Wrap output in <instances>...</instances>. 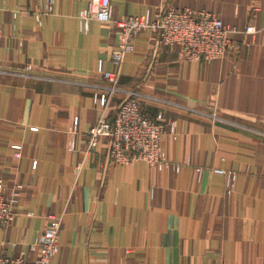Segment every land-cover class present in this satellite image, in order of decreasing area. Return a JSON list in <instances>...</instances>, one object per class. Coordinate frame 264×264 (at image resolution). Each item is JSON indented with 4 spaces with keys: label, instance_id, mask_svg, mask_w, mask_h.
<instances>
[{
    "label": "crops",
    "instance_id": "1",
    "mask_svg": "<svg viewBox=\"0 0 264 264\" xmlns=\"http://www.w3.org/2000/svg\"><path fill=\"white\" fill-rule=\"evenodd\" d=\"M88 1L0 0V180L16 199L0 255L33 260L55 214L52 264H264V0H110L113 19L175 6L237 30L239 51L211 62L149 31L126 53L107 109L135 91L161 115V167L87 145L119 41L112 23L82 21Z\"/></svg>",
    "mask_w": 264,
    "mask_h": 264
},
{
    "label": "built area",
    "instance_id": "2",
    "mask_svg": "<svg viewBox=\"0 0 264 264\" xmlns=\"http://www.w3.org/2000/svg\"><path fill=\"white\" fill-rule=\"evenodd\" d=\"M111 11L110 0H89L80 15L84 23L95 19L99 22L112 23L119 31V41L110 53L115 70H100L107 81L106 93L94 96L95 101L101 106V112L87 132V145L89 148L94 147L101 138H106L107 156L113 163L129 165L142 161L161 167L167 163L161 144L165 131L161 115L149 114L142 107L135 91H126L124 98L117 103L111 113L109 108L107 109L110 97L121 90L119 68L126 53L133 48L139 33L149 31L157 35L156 41L159 46H177L183 60L211 62L234 50V39L230 35L237 30L235 27L226 26L216 13L205 9L193 10L170 6L154 11L148 10L139 15H124L116 19L111 16ZM244 32L251 33L253 29L248 27ZM215 170L224 173L222 169ZM227 180L232 183L233 175L228 174ZM15 203V197L5 194L0 180V225H8L14 219ZM60 225L59 215L48 216V225L32 244L38 249L33 260L0 255V264H52V257L59 247Z\"/></svg>",
    "mask_w": 264,
    "mask_h": 264
},
{
    "label": "rangeland",
    "instance_id": "3",
    "mask_svg": "<svg viewBox=\"0 0 264 264\" xmlns=\"http://www.w3.org/2000/svg\"><path fill=\"white\" fill-rule=\"evenodd\" d=\"M218 15V14H217ZM219 16V15H218ZM220 17V16H219ZM221 18V17H220ZM224 23V22H223ZM226 26H228V27H230L231 25L229 24V23H227V22H225L224 23ZM227 24H229V25H227ZM248 27H251L252 29H253V32H251L250 34H254V32H255V29H254V27H252V26H250V25H247L245 28H248ZM245 28H243L242 30V32L241 33H243V34H246L245 32H244V30H245ZM234 43H235V48H234V50H232V51H239V48H240V41L238 40V39H234Z\"/></svg>",
    "mask_w": 264,
    "mask_h": 264
}]
</instances>
